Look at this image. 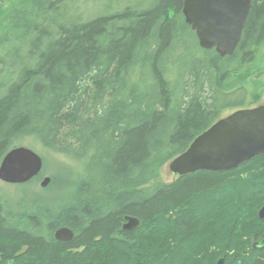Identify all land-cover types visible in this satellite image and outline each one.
Listing matches in <instances>:
<instances>
[{
	"label": "trees",
	"instance_id": "16d2710c",
	"mask_svg": "<svg viewBox=\"0 0 264 264\" xmlns=\"http://www.w3.org/2000/svg\"><path fill=\"white\" fill-rule=\"evenodd\" d=\"M183 1L0 0V163L25 141L46 153L0 194V264H264V153L162 178L225 111L260 104L264 0L226 56L201 47ZM51 154L81 170H51Z\"/></svg>",
	"mask_w": 264,
	"mask_h": 264
},
{
	"label": "water",
	"instance_id": "95a60500",
	"mask_svg": "<svg viewBox=\"0 0 264 264\" xmlns=\"http://www.w3.org/2000/svg\"><path fill=\"white\" fill-rule=\"evenodd\" d=\"M254 0H184L186 22L196 32L204 49H215L222 56L237 49L248 22ZM264 153V104L240 108L217 120L198 135L183 153L169 162L173 173L183 176L198 170H226L239 166ZM44 167L43 156L33 148L18 145L4 156L0 163V180L9 184H23L38 176ZM51 182L45 176L41 187ZM264 219V205L259 210ZM124 229L140 225L137 217L127 215ZM59 240L69 241L74 231L62 226L55 232ZM264 248V234L253 243ZM220 258L216 264H225ZM234 264H243L238 258Z\"/></svg>",
	"mask_w": 264,
	"mask_h": 264
},
{
	"label": "rangeland",
	"instance_id": "374dc122",
	"mask_svg": "<svg viewBox=\"0 0 264 264\" xmlns=\"http://www.w3.org/2000/svg\"><path fill=\"white\" fill-rule=\"evenodd\" d=\"M256 71L257 72L259 71V70L256 69V67L252 69L253 73H252V75L250 77V84L249 85L251 86V91H253V92L255 91L256 93H261V101L259 103L260 104H264V77L260 78L261 79V83L260 84H255L253 82L252 76L255 74L254 72H256ZM230 112H231L230 110L225 111L223 115L229 114ZM24 145L33 148L35 151H37L41 155L44 154V151H43V149H42V147L40 145L36 146L35 144H32L31 142L28 143V141H25ZM53 156L54 155H52L50 157V159H51L50 160V168H51V170H55L56 169V167H55L56 163L58 165L62 164V165H65V166H68V167H71V168H77V169L81 170V166H79L78 163L71 162L70 160L65 159V158H59L57 156H54V157ZM51 173H52V171H49V172L45 173L44 176H47V175L50 176ZM162 178L165 181H167V182L174 181V180H176L178 178V175L173 173L170 170L169 163L164 167V169L162 171ZM41 181L42 180H40L36 185H34L35 187H33V188H35L37 190H42L43 187H41ZM17 188L18 187H16L15 184L5 183V182L0 180V194H4V195L8 196L9 198H14V197H16Z\"/></svg>",
	"mask_w": 264,
	"mask_h": 264
}]
</instances>
